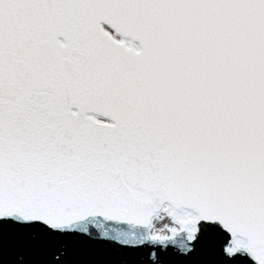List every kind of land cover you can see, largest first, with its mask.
Masks as SVG:
<instances>
[{"label": "snow or ice", "instance_id": "snow-or-ice-1", "mask_svg": "<svg viewBox=\"0 0 264 264\" xmlns=\"http://www.w3.org/2000/svg\"><path fill=\"white\" fill-rule=\"evenodd\" d=\"M0 264H264V0H0Z\"/></svg>", "mask_w": 264, "mask_h": 264}]
</instances>
